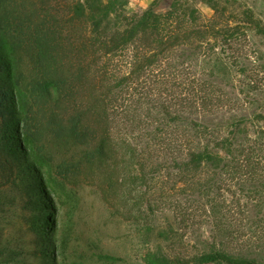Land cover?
I'll use <instances>...</instances> for the list:
<instances>
[{
  "label": "trees",
  "instance_id": "trees-1",
  "mask_svg": "<svg viewBox=\"0 0 264 264\" xmlns=\"http://www.w3.org/2000/svg\"><path fill=\"white\" fill-rule=\"evenodd\" d=\"M159 1L137 17L127 12V0H0V188L23 176L33 191L42 189L43 155L52 144L63 154L57 163L50 156L55 168L68 178L113 157L115 129L139 131L150 151L125 138L132 150L123 155L135 167L134 183L156 177L148 164L157 162L165 170L163 182L175 177L181 183L167 184L164 193L186 200L175 204L185 222L196 224L209 214L214 230L227 240L263 244L264 226L252 219L251 205L264 186V143L249 138L246 146H236L231 136L189 118L227 99L180 60L188 48L218 60L204 43L214 38L239 44L241 26L225 23L218 4L215 15L202 21L184 0H171L165 13L156 10ZM201 133L216 139L213 147L195 145ZM107 181L110 189L112 179ZM195 193L206 201L188 199ZM3 245L0 240V256L10 251ZM54 257L55 251L49 264ZM175 262L256 264L224 249L146 257V264Z\"/></svg>",
  "mask_w": 264,
  "mask_h": 264
},
{
  "label": "rangeland",
  "instance_id": "rangeland-1",
  "mask_svg": "<svg viewBox=\"0 0 264 264\" xmlns=\"http://www.w3.org/2000/svg\"><path fill=\"white\" fill-rule=\"evenodd\" d=\"M154 1L127 0V12L140 17ZM183 4L197 8L202 21L215 15L213 4H218L225 10L224 22L239 24L243 33L239 44L228 45L214 38L211 45L204 43L217 52L218 60L203 57L200 49L182 52L180 60L193 65L195 73L220 88L227 99L214 111L195 112L189 118L218 129L221 136H231L236 146H246L249 138L264 143V137L257 136L259 131L264 132V0H184ZM170 8L171 0H160L156 6L162 13ZM207 135L199 134L195 145L210 143L213 147L216 139ZM125 138L150 151L139 131L126 133L118 128L114 130L117 144L113 157L85 166L67 178L57 172L50 157L57 163L63 155L52 144L49 154L43 155L47 164L43 167L42 189L33 191L23 176L17 184L0 188V240L10 249L0 256V264H49L47 258L54 251L56 257L51 264H146L150 253L182 258L215 249L242 252L256 264H264V243L227 240L214 230L209 214L197 217L196 224L185 222L175 204L186 200L174 191L171 196L164 193L167 184L181 183L175 177L163 182L165 170L158 168L157 162L148 164L150 172L156 170V177L152 173L149 179L134 183L131 174L135 167L123 158L132 150ZM107 177L112 179L110 189ZM260 195L251 205V216L264 226V186ZM188 199L206 201L201 193ZM167 200L169 203H165ZM42 219L50 221L44 225ZM47 242L52 246H46ZM43 252L48 256L39 255Z\"/></svg>",
  "mask_w": 264,
  "mask_h": 264
}]
</instances>
